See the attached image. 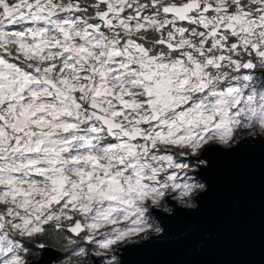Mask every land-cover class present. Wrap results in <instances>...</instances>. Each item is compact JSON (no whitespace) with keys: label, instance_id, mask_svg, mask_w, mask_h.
Wrapping results in <instances>:
<instances>
[{"label":"snow or ice","instance_id":"6c2138e0","mask_svg":"<svg viewBox=\"0 0 264 264\" xmlns=\"http://www.w3.org/2000/svg\"><path fill=\"white\" fill-rule=\"evenodd\" d=\"M240 133L264 138V0H0V264L51 231L119 264Z\"/></svg>","mask_w":264,"mask_h":264},{"label":"water","instance_id":"95a60500","mask_svg":"<svg viewBox=\"0 0 264 264\" xmlns=\"http://www.w3.org/2000/svg\"><path fill=\"white\" fill-rule=\"evenodd\" d=\"M206 159L209 166L191 173L207 189L194 193L195 207L172 199L168 210L156 208L151 215L162 231L121 246L119 264H264V138L244 136L234 150L220 145ZM58 257L49 248L37 260Z\"/></svg>","mask_w":264,"mask_h":264},{"label":"flooded vegetation","instance_id":"af4514ba","mask_svg":"<svg viewBox=\"0 0 264 264\" xmlns=\"http://www.w3.org/2000/svg\"><path fill=\"white\" fill-rule=\"evenodd\" d=\"M239 135L242 136L243 133H240ZM193 167L195 169L196 165L195 164L192 165V171H193ZM189 175L192 176L191 174H189ZM193 181H195V180L193 179ZM172 199L180 201L178 199V195H173ZM63 237H64V234H57V232L51 231L48 233L47 236L42 237L41 241H39V242L47 241L49 248L51 250L55 251L56 253L58 252L59 257L55 260V262H53L54 264H62V263H65V264H72V263L88 264L89 262H91L92 258H78V257H76L74 255L73 251L70 249L69 245L67 244L66 239H64ZM115 252H113V254ZM40 253L41 252L39 250L36 251L33 254L32 259H37L40 255ZM107 258L108 257H103V258H101V260L104 262V260Z\"/></svg>","mask_w":264,"mask_h":264},{"label":"rangeland","instance_id":"374dc122","mask_svg":"<svg viewBox=\"0 0 264 264\" xmlns=\"http://www.w3.org/2000/svg\"><path fill=\"white\" fill-rule=\"evenodd\" d=\"M195 168H196V167H195ZM194 170H195V169H194V167H193V171H194ZM193 171H190L189 174H191ZM196 182H198V181H196ZM175 195H178V193L175 194ZM180 202H181V201H180ZM165 203H166V202L162 203L158 208H161V209H163V210H168V209H169V206L166 205ZM149 222H152V223L154 224V227L156 226V221H155V219H153V216H152V215L149 216ZM110 255H114V254L111 253ZM109 258H110V256H109L107 259H109ZM107 259H105L104 262H106Z\"/></svg>","mask_w":264,"mask_h":264},{"label":"clouds","instance_id":"9594fccd","mask_svg":"<svg viewBox=\"0 0 264 264\" xmlns=\"http://www.w3.org/2000/svg\"><path fill=\"white\" fill-rule=\"evenodd\" d=\"M74 264H76V263H74Z\"/></svg>","mask_w":264,"mask_h":264}]
</instances>
